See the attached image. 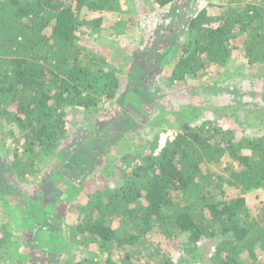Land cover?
Here are the masks:
<instances>
[{"label": "trees", "instance_id": "trees-1", "mask_svg": "<svg viewBox=\"0 0 264 264\" xmlns=\"http://www.w3.org/2000/svg\"><path fill=\"white\" fill-rule=\"evenodd\" d=\"M127 1L0 0V133L23 143L13 151L12 175L41 178L47 167L60 161L50 176L54 186L71 171L67 164L73 153L64 147L70 135V112L83 113L85 122L96 128L101 110L117 99L122 87L113 62L82 42L88 36L100 39L105 13L132 14L125 8L128 4L137 8L138 0ZM177 1L154 0V5L160 10ZM217 2L220 13L213 14L215 5L208 1L189 17L182 31L187 33L186 41L180 44L173 30V42L164 53L168 62L179 56L172 65L170 86L187 87L208 71L219 76L230 73L231 80L238 72L229 67L234 60L252 73L259 72L242 78L264 77V0ZM85 9L104 17L84 19ZM126 25L119 20L112 27L120 36L127 33ZM238 108L212 104L213 118L194 102L165 109L150 118L154 137L144 141L135 155L123 151L129 144L126 137L106 141L104 150L113 146L115 151L106 150L102 156V172L108 180L92 193L91 186L81 182L72 202L83 196L84 200L72 204L75 215L71 213L64 228L52 236L64 241V254L73 255L59 264H177L164 242H153L154 235L167 242L185 237L181 248L187 258L181 262H198L201 244L212 242L210 256L201 258L206 264H264V197L254 213L242 196L229 198L226 192V187L264 192V129H256L257 121L264 126V108H250L245 115ZM245 118L247 123L256 121L251 133L241 129ZM165 127L176 134L161 148ZM3 162L0 159V173L6 176ZM5 197L0 194V264L26 263L31 256L19 244L22 235L12 228L13 211L6 221L1 212L10 205ZM35 209V223L40 225L47 215L42 203H36ZM117 221L120 225L114 227ZM94 246L97 257L81 251Z\"/></svg>", "mask_w": 264, "mask_h": 264}, {"label": "rangeland", "instance_id": "rangeland-1", "mask_svg": "<svg viewBox=\"0 0 264 264\" xmlns=\"http://www.w3.org/2000/svg\"><path fill=\"white\" fill-rule=\"evenodd\" d=\"M146 1L138 0L137 8H132V5L128 4L125 9L126 11L130 9L132 14L112 13L106 15L107 13H105L100 39L96 41L95 37L90 38L88 36L82 42V45L89 50L95 51L113 62L120 72L122 87L117 99L101 110L103 116L99 126H97L98 128L89 126L91 121H88L87 124L83 119V113L70 112L68 117L70 135L64 147H66V152L73 153L67 164L71 171L61 176L54 186H50V176L53 174L54 168H59L60 161H54L53 165L47 167L46 175L39 176L41 178L21 179L17 175H12L9 167L14 160L13 151L18 146L21 148L23 143L22 141L19 142L16 136L13 138L7 136L6 133L4 137L0 133V141L3 140V137L5 138L4 142L0 143V159L4 161V164L7 163V167L4 168L6 174L9 175L5 176L0 173V194L6 196L5 201L8 196V202H10L9 206L4 207L6 209L1 208V212L5 215L6 221V218L10 216L9 210L12 209L14 216L13 219L11 218L13 220L12 228L15 229L17 235H22L19 244H23L31 256L26 263L21 261L14 262V264H56V262L59 264L61 260L63 263V259L71 260L72 254H64V241L54 240L52 236L55 231L58 232L61 227L64 228V220H70L72 204L80 205L84 200L83 196L75 200L76 202H72L81 182L91 186V189L89 187L88 189L92 193L97 189V186L102 187L104 181L108 180L105 173L102 172V156L105 155L103 153L106 150L110 154L115 151L113 146L104 150L106 141L116 142L117 138L122 140L123 137H126L129 144L123 151L135 155L138 150H141L144 141L154 137L148 127L150 118L174 106L179 107V109L182 106L185 108L191 102H194L195 106L202 107L204 109L203 114L207 118L214 116V113L210 112L212 104L214 106L236 104L239 107L240 115H245L246 112L244 111L250 108L254 110L264 108V77L256 80L251 76L242 78L245 74L258 75L259 72L257 70L254 73L250 72L252 69H246L236 60L229 65L232 71L236 69L238 71L231 80H228L230 73L228 75L225 72L219 76V73L215 74L214 71L212 73L208 71L203 79L190 82L187 87H181L177 83L170 86L168 83L172 65L176 64L179 57L176 56L175 59H170L171 61L168 62L169 58L165 52L173 42L171 35L173 30L181 44L188 38L187 33L184 34L182 31L183 25L187 24L186 21L189 17L193 16L198 9L207 6L208 1L215 5V8L210 11L213 14L220 13L222 10L220 2L218 3L217 0H191L189 2H187L188 0H179L169 7L159 10L154 5V0H149V4ZM124 2L129 3L127 0ZM81 17L92 20L104 17V14H96L85 9L82 11ZM119 20L127 23V33L120 36L116 35L115 29L112 27ZM176 22L178 24L173 28L172 25ZM217 81L223 83L218 85ZM200 86H205V88L200 90ZM231 86L234 87L231 89ZM167 118L174 121L171 115ZM114 119H117L116 123L112 122ZM253 120L250 119L247 123L245 118L241 129H246L248 132L252 131L250 126L256 122ZM230 126H233L234 129L233 123ZM256 129L263 130V123L257 121ZM99 130L102 132L100 135L97 134ZM175 134V129L165 127L160 135V146L163 144V137H166L165 141L167 142L173 140ZM65 177L69 178L68 184ZM88 189H85L83 194H87ZM226 192L229 198L242 196L254 213L258 210L260 200L264 197L262 191L246 192L226 187ZM36 203H42V208L47 215L43 219L42 225L35 223V214L37 216V211L40 209L38 207L36 211ZM72 214L75 215V213ZM119 225L120 223L117 221L114 227ZM184 239L185 237L167 242L159 235L152 237L155 244L162 242L166 244L164 246L165 251L174 254V261L177 264H193L190 260V263L180 261L184 257L187 258L181 248ZM210 243L212 242L201 244L203 251L200 255L201 258L210 256L212 252ZM96 248L95 246L89 249L81 247V251L84 250L88 257H97ZM201 258H198V262L194 264L207 263V260L201 261ZM260 259L263 261L264 258L262 259L261 256ZM55 260L57 261L55 262ZM145 262L146 260H143V263Z\"/></svg>", "mask_w": 264, "mask_h": 264}, {"label": "built area", "instance_id": "built-area-1", "mask_svg": "<svg viewBox=\"0 0 264 264\" xmlns=\"http://www.w3.org/2000/svg\"><path fill=\"white\" fill-rule=\"evenodd\" d=\"M165 139H166V137H163V138H162V143H163V144L160 146L161 148H162V147H164V146H165V144H166V141H165Z\"/></svg>", "mask_w": 264, "mask_h": 264}]
</instances>
